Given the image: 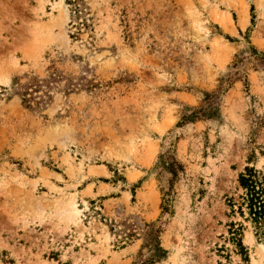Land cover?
Returning <instances> with one entry per match:
<instances>
[{"label":"rangeland","instance_id":"rangeland-1","mask_svg":"<svg viewBox=\"0 0 264 264\" xmlns=\"http://www.w3.org/2000/svg\"><path fill=\"white\" fill-rule=\"evenodd\" d=\"M253 166L264 0H0V264H264Z\"/></svg>","mask_w":264,"mask_h":264},{"label":"trees","instance_id":"trees-1","mask_svg":"<svg viewBox=\"0 0 264 264\" xmlns=\"http://www.w3.org/2000/svg\"><path fill=\"white\" fill-rule=\"evenodd\" d=\"M239 184L244 193L240 197L238 206L239 213L243 218L248 215L247 220H251L259 240L264 241V168L263 170L253 167H246L239 176ZM230 206L235 208V203L230 201ZM230 240L236 248V252L244 262H249V249L244 245V227L242 224L230 225Z\"/></svg>","mask_w":264,"mask_h":264}]
</instances>
